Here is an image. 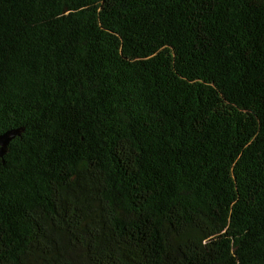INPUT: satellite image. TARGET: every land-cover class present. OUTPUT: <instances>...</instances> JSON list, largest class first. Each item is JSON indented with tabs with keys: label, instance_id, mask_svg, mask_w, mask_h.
I'll return each mask as SVG.
<instances>
[{
	"label": "trees",
	"instance_id": "16d2710c",
	"mask_svg": "<svg viewBox=\"0 0 264 264\" xmlns=\"http://www.w3.org/2000/svg\"><path fill=\"white\" fill-rule=\"evenodd\" d=\"M0 264H264V0H0Z\"/></svg>",
	"mask_w": 264,
	"mask_h": 264
},
{
	"label": "water",
	"instance_id": "95a60500",
	"mask_svg": "<svg viewBox=\"0 0 264 264\" xmlns=\"http://www.w3.org/2000/svg\"><path fill=\"white\" fill-rule=\"evenodd\" d=\"M19 131L17 129L8 130L0 134V157L3 156L5 148L8 146L10 141L18 135Z\"/></svg>",
	"mask_w": 264,
	"mask_h": 264
}]
</instances>
